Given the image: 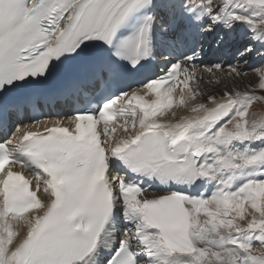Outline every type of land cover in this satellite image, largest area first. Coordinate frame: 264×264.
<instances>
[{
	"label": "snow or ice",
	"instance_id": "snow-or-ice-1",
	"mask_svg": "<svg viewBox=\"0 0 264 264\" xmlns=\"http://www.w3.org/2000/svg\"><path fill=\"white\" fill-rule=\"evenodd\" d=\"M256 105L264 0H0V264H264Z\"/></svg>",
	"mask_w": 264,
	"mask_h": 264
},
{
	"label": "rangeland",
	"instance_id": "rangeland-1",
	"mask_svg": "<svg viewBox=\"0 0 264 264\" xmlns=\"http://www.w3.org/2000/svg\"><path fill=\"white\" fill-rule=\"evenodd\" d=\"M234 41H237V45H238L237 47H238V50H239L240 48H243V47L247 44V41H246V40H243V39H240V40H234ZM234 62H235V61H234ZM250 66H251V64L246 65L245 67H250ZM247 71H248V72H251L252 69L249 68V69H247ZM207 79H208V78H207ZM205 81H206V80H205ZM204 87L211 88L212 86H209V85L205 84ZM254 110L257 111V112H260V113H264V106H262V105H256V107L254 108Z\"/></svg>",
	"mask_w": 264,
	"mask_h": 264
},
{
	"label": "bare ground",
	"instance_id": "bare-ground-1",
	"mask_svg": "<svg viewBox=\"0 0 264 264\" xmlns=\"http://www.w3.org/2000/svg\"><path fill=\"white\" fill-rule=\"evenodd\" d=\"M237 40H240V39H237ZM238 46V45H237ZM251 73H252V71L251 72H249V75H251ZM203 87H204V85H202ZM212 87H214V86H212ZM175 110V109H174Z\"/></svg>",
	"mask_w": 264,
	"mask_h": 264
}]
</instances>
